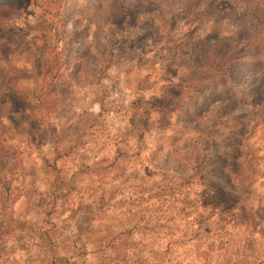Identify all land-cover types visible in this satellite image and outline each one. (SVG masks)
I'll use <instances>...</instances> for the list:
<instances>
[{"label": "rangeland", "instance_id": "obj_1", "mask_svg": "<svg viewBox=\"0 0 264 264\" xmlns=\"http://www.w3.org/2000/svg\"><path fill=\"white\" fill-rule=\"evenodd\" d=\"M159 2L165 3L0 0V24L10 29H4L9 33L0 48V100L10 105L6 123L19 120L22 96L32 89L34 72L43 69L39 64H59L52 84L46 77L36 79L37 89L40 84L45 92L53 90L48 96L41 93L53 104L41 109L46 122L33 131L39 146L27 143L21 131L3 134L22 151L13 157L0 154V168L14 166L20 173L17 195L4 210L7 232L0 264H43L50 246L61 256L60 249L69 246L76 214L67 217L65 211L59 222L44 221L32 201L23 198V191L33 194L41 185L37 156L62 148L85 152L57 162L66 178L87 163L99 169L98 174L72 176L79 189L66 197V210L70 203L97 198L110 184H120V192L127 193L139 183L137 188L150 186L153 192L155 185L171 183V199L182 200L178 216L151 229L157 235L133 233L132 241L113 240L114 249L130 247L116 259L109 251L111 259L101 264H264V52L245 39L234 41L236 61L228 64L245 94L237 104L214 102L207 95L211 87L201 92L206 81L191 83L181 69L190 61L194 74L201 57L202 64L209 63L220 46H229L218 40L222 36L211 29L214 25L234 31L232 20L246 22L253 15L264 22V0H185L194 13L201 12L198 19L186 17L170 28L157 18ZM227 92L233 93L229 87ZM15 221L19 225L12 230ZM106 221L131 224L111 211L102 213L99 223ZM47 228L44 237L41 230ZM175 231L182 237L174 236L175 243L171 238V250L159 261L147 256L165 247ZM134 252L147 260L138 263ZM69 253L78 254L74 264H100L96 251L76 246L65 256Z\"/></svg>", "mask_w": 264, "mask_h": 264}, {"label": "trees", "instance_id": "obj_2", "mask_svg": "<svg viewBox=\"0 0 264 264\" xmlns=\"http://www.w3.org/2000/svg\"><path fill=\"white\" fill-rule=\"evenodd\" d=\"M164 2L165 3L162 5H160L161 2L156 4L157 18L161 24L166 25L168 28L173 27L175 23L185 19L186 17L189 18L192 16L194 19H198V14L201 13H194L191 8L188 7L189 3H185V0H164ZM252 19L253 20H248L246 22L232 20L236 29L234 31L223 30L224 33L220 30V28H218V24L214 25L211 29H213L218 36H222L218 37V40L229 42V46H226V44L220 46V52L217 53L216 56H212L209 63L202 64L203 59L201 57L202 60H199L200 64L196 68L194 67V74L190 73V70L192 69L189 67L191 66L190 61H188L184 68H181L182 70L185 69V74L188 73V75H190L188 81L191 83L206 81L207 86L204 87L201 92H205V88L211 87L210 93L207 95L214 102H222L225 99H231L237 104L245 99V94L242 93V89H240L236 83V78L233 74L234 68L228 64V61H236L232 57V55L236 52V48L233 46L235 40L244 41L245 39L246 42L255 43L256 48L259 51L264 52V22L259 20L256 15H253ZM4 29L10 30L8 26L0 24V48H2V45L4 44V41L1 40V38L7 36L9 33L5 32ZM225 33H230L232 36L223 37V34L226 35ZM245 46L246 45L241 43V48H244ZM39 65L40 68L43 67V69H39V71L34 72L32 83L34 81L35 82L32 84V89L24 92L22 96L20 118L17 122L8 124L3 120L6 117V109L10 105L8 101L3 99L0 100V140L2 143H5L7 148L11 149V152L7 153V150L3 149L4 146L0 144V154L2 155L13 157L15 153L17 156L22 151L11 138L9 142H7L8 138L3 136L6 132L13 135L20 133V131L22 133H26L27 143L30 141L35 143L37 147L39 146L35 142L36 134L33 131L41 130V124H43L46 120L44 119L42 112H40L41 109H46L47 106L49 107L50 104H53L51 101L45 102L41 98V93H46L48 96L51 92H53V90L48 89V91L45 92V89H43L40 84L39 89H37L38 84H36V79L39 78L41 80L43 77H46V82L52 84L55 82L56 76L58 75L57 67L59 64L54 61L51 66V64H48V61L44 60ZM51 67H53V70H51ZM153 86L155 87V85ZM228 87L232 89L233 93L227 92ZM1 89H3V86L2 81L0 80V91ZM234 95L237 97L236 99L230 98ZM198 96L199 94L197 97ZM179 97H181V95ZM51 129H49V131ZM84 153V151L77 153L75 150L62 148L60 151L53 149L51 154H44L40 157L37 156L40 160L39 165L42 167L39 168L40 171L38 173L41 178V185L33 194L30 193V190L23 191V198L26 202L29 200L32 201L35 214L43 217L44 221L45 218L47 220L52 218V220L59 222V217L65 211H67L65 214L67 217L74 216V214H76L77 217V223L72 228V240L69 246H63L60 249L63 250V256L60 255L59 250H54L52 246H50L48 248L49 259L48 261L44 260L43 264H74L75 261L73 260L78 254H76L75 257L74 254L71 253H69L68 256H65V252L67 249H75L76 246H79L80 248L84 247L90 253L95 251L98 252L99 254L96 256L95 261L100 264L103 263L106 258H108V261L111 259L110 252L113 253L112 257L116 259V257L120 255L119 253L121 250L127 251L130 246L127 244L126 246L128 247H126L123 244L118 249H114L111 244L113 240H119L121 243L132 241L134 238L133 233L146 238L150 235H157V232L151 231V229L161 226L160 224L156 225V223H164L167 219H174L175 216L179 215L180 208H182V200H172L170 197V195L173 194V191H175L173 184L170 183L169 185L160 186L155 185V190L153 192L149 190L150 186L146 189H142L141 186L143 185H140L137 188L136 185L142 184L139 183L135 185L136 190H134V192L127 193L120 192V184H110L107 188L101 190L97 198H92L84 203L78 201L74 205L70 203L68 205L69 208L66 210L64 208L67 202L65 200L66 197L69 196L70 193L79 189L76 186V182L71 180L72 176L77 173H99V169L96 168L93 163H87L83 167L76 168L70 177H65L62 167L64 160L71 154L80 155ZM1 158L2 156H0V159ZM61 159H63V161H61L62 164L61 162L57 163ZM11 168L14 169V166ZM11 168H0V249L4 242L3 238L7 232L4 210L8 206L11 198L13 202L15 195H17L15 192L17 189L15 181H17L18 175H20L19 172L13 171ZM103 194H106V197H104ZM107 211H111L115 216H117V212L121 213L125 218V221H127L126 223L131 224L127 226V224H121L119 221L116 223L106 221L102 223L100 222L102 224L101 225L99 223L101 215ZM106 217L107 216H105V218ZM94 220H97L98 222L93 227L91 226V222ZM115 220H117V218ZM17 225H19V222H12V230H14ZM56 225L57 222H53L51 224L53 228ZM100 228H102V231ZM50 230L51 229L48 228L42 229L41 234L44 237H47ZM56 232L57 230L55 229V233ZM168 235L165 247L153 248V252L149 250V253H147L148 257H152V259L159 261L165 253L171 250L169 247L171 238L172 243H175L176 237L174 236L179 235L181 238L183 234H181V232L176 234L175 231L174 233H169ZM41 249L42 251L44 250L43 248ZM223 251L225 252L226 249L224 248ZM147 256H142L141 254L134 252L133 258L135 261L140 263L146 261V258H148ZM60 260H62V262H60Z\"/></svg>", "mask_w": 264, "mask_h": 264}]
</instances>
